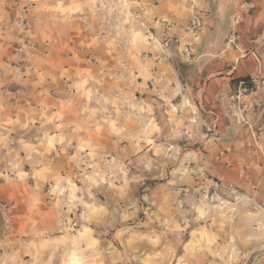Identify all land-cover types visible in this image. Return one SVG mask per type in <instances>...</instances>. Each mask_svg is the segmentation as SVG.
Returning a JSON list of instances; mask_svg holds the SVG:
<instances>
[{
  "label": "crops",
  "instance_id": "1",
  "mask_svg": "<svg viewBox=\"0 0 264 264\" xmlns=\"http://www.w3.org/2000/svg\"><path fill=\"white\" fill-rule=\"evenodd\" d=\"M116 3L153 38L122 59ZM120 82L137 106L104 112ZM142 199L188 264H264V0H0V264H148Z\"/></svg>",
  "mask_w": 264,
  "mask_h": 264
},
{
  "label": "rangeland",
  "instance_id": "2",
  "mask_svg": "<svg viewBox=\"0 0 264 264\" xmlns=\"http://www.w3.org/2000/svg\"><path fill=\"white\" fill-rule=\"evenodd\" d=\"M110 23L112 25H110ZM194 24V23H193ZM193 24L191 25L192 28ZM101 25L103 26L102 29L99 31V36L108 38L112 43H114V48H115V54L117 58L123 57V45H131V48L136 47L138 42H147L148 40H153L152 36L149 34L146 37L140 33H133L132 31L128 32V26L130 25V20L128 16H125L123 13V4H115V17L112 21L111 18H105L103 17L101 19ZM121 81V79H120ZM136 83V80H135ZM129 90L133 89V84L130 86L129 85ZM124 88L128 89V87H124L123 83L120 82V86L117 88L119 93L115 95L116 97H103L100 98L98 102V106L101 109H104V112L110 113L112 109H115L118 113H120V110L117 108H120L122 106H131V107H136L137 106V98L133 95L131 98L128 96H123L122 92ZM254 88V87H253ZM252 89V88H251ZM131 120L134 118L137 119V115L131 114ZM149 118V117H148ZM148 124L150 123L149 119H147ZM149 127V126H148ZM148 133H150L148 131ZM152 165V164H151ZM148 164L147 170L150 171L153 169V166ZM146 185L145 186H151L154 182L152 181H145ZM99 197L103 198L101 195ZM209 205V204H208ZM141 214L139 218V222L143 223L145 221H149L150 223H154L156 225L157 231V236H156V248H158V251L156 253V256L153 258L149 257L148 264H188L187 260L184 258L180 259L175 256V250L176 243L172 242V239H174V234H168L169 238H165V233L167 231L166 226H162V224L159 223V216L155 212L154 204L150 200L147 199H142L141 201ZM145 207H149L152 210V215H143V211ZM210 209L213 211L214 214H217L213 208L209 205ZM219 215V214H218ZM220 216H230V215H220ZM183 218H189L191 215H185L182 216ZM152 221V222H151ZM181 231V230H180ZM186 233V230L183 231V237ZM186 237V236H185ZM154 241V240H153ZM122 249V246L120 247ZM181 253V250L179 251ZM232 260V259H230ZM99 263L98 264H106L105 258H99ZM80 263V261H78ZM232 263V262H231ZM82 264V263H81ZM84 264V263H83Z\"/></svg>",
  "mask_w": 264,
  "mask_h": 264
},
{
  "label": "built area",
  "instance_id": "3",
  "mask_svg": "<svg viewBox=\"0 0 264 264\" xmlns=\"http://www.w3.org/2000/svg\"><path fill=\"white\" fill-rule=\"evenodd\" d=\"M195 24H193V27ZM250 91L245 85L240 88V93L245 94ZM222 183L218 181H212L211 184H203L201 187V194L205 195L207 203L213 208V210L219 215H235L244 205L246 199L244 194L238 189L230 188V197H226L220 193ZM152 210L149 207H145L143 215H152Z\"/></svg>",
  "mask_w": 264,
  "mask_h": 264
},
{
  "label": "trees",
  "instance_id": "4",
  "mask_svg": "<svg viewBox=\"0 0 264 264\" xmlns=\"http://www.w3.org/2000/svg\"><path fill=\"white\" fill-rule=\"evenodd\" d=\"M240 83H242L243 85L247 86L250 89L254 87L253 84L251 83V78L249 77L238 79L234 81L232 84L238 87Z\"/></svg>",
  "mask_w": 264,
  "mask_h": 264
}]
</instances>
